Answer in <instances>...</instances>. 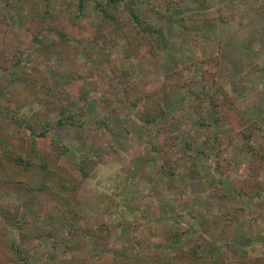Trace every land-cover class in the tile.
<instances>
[{
    "label": "rangeland",
    "instance_id": "obj_1",
    "mask_svg": "<svg viewBox=\"0 0 264 264\" xmlns=\"http://www.w3.org/2000/svg\"><path fill=\"white\" fill-rule=\"evenodd\" d=\"M109 2L0 0V139L64 143L80 216L75 248L30 238L22 264H264V0ZM18 179L0 202L48 217L60 190Z\"/></svg>",
    "mask_w": 264,
    "mask_h": 264
},
{
    "label": "trees",
    "instance_id": "obj_2",
    "mask_svg": "<svg viewBox=\"0 0 264 264\" xmlns=\"http://www.w3.org/2000/svg\"><path fill=\"white\" fill-rule=\"evenodd\" d=\"M110 1L113 4H116L118 0ZM111 2L108 4H111ZM112 9L116 11V9ZM103 11L105 15L110 17V10L108 11L105 7ZM113 19H115V16ZM149 28V30L145 29L144 31L147 30L150 33H153L154 28ZM140 33L141 32H138L137 34L140 36ZM142 37L145 38V35ZM144 94V98L154 96L151 92H146ZM161 112V108L158 107L145 109V107L142 106L140 109L142 119L147 122L155 121ZM70 119L74 121V115L65 116L64 118L59 119L58 123L61 124L66 120L69 121ZM70 124H72V122H70ZM41 127L42 129L39 132L34 130V134L37 137H44L50 125L48 122H44ZM253 133L254 132L251 134L248 133L246 140H250ZM66 149L67 146L59 140L54 141L52 150L43 151L37 149L36 147H31V149L18 148L9 142H6L4 139H0V188L3 187L4 184L16 185L20 182L24 183L25 181L18 179V176L21 174H32L34 177L38 178V181H33L34 183H27V186H29L31 190L43 191L47 185L60 190L58 191L59 195L52 194L53 210L51 209L52 212H48V217L41 219V221L40 216L38 215L30 220L20 219V205L26 201L0 202V217L2 219V225H0V264L27 263L29 260V250L26 249V243L30 238L47 236L54 239V242L57 245L65 244L66 246L71 247L72 244H76L72 243L69 239V234L73 235V233L77 232L78 228H76V226L77 224H80V216L71 205L72 199L70 198V182L72 181V175L65 169V167H63L64 163L61 159V154ZM78 184L79 183H76L75 186H78ZM16 232H18V236H16ZM71 248H75V245ZM190 251H192L190 254L189 252H182L178 257H157L158 259L154 257L153 263L179 264V259H181L183 262L187 261L186 264H240V262L227 263L226 261L221 262L219 260H209L207 258H203L197 251L193 252L194 249H191ZM125 256H129L127 252H125ZM129 257L131 260L140 258L138 255L134 256V254ZM56 258L57 256H53L48 262ZM145 258L146 256L138 262L143 263ZM186 258L189 259V261ZM65 261L67 262V260ZM131 262L137 263V261L134 260Z\"/></svg>",
    "mask_w": 264,
    "mask_h": 264
}]
</instances>
